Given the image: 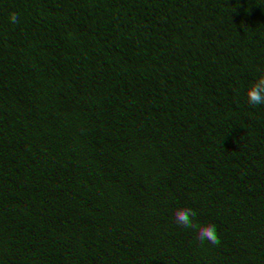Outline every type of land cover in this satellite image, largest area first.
<instances>
[{
    "label": "trees",
    "instance_id": "1",
    "mask_svg": "<svg viewBox=\"0 0 264 264\" xmlns=\"http://www.w3.org/2000/svg\"><path fill=\"white\" fill-rule=\"evenodd\" d=\"M261 75L264 0H0V264H264Z\"/></svg>",
    "mask_w": 264,
    "mask_h": 264
},
{
    "label": "clouds",
    "instance_id": "2",
    "mask_svg": "<svg viewBox=\"0 0 264 264\" xmlns=\"http://www.w3.org/2000/svg\"><path fill=\"white\" fill-rule=\"evenodd\" d=\"M9 20L12 24H18L20 18L17 13L12 12ZM247 98L248 104L251 106L264 105V75H261L249 86ZM196 215V211L191 207L177 208L174 212L175 222L183 228L194 230L199 243L208 242L213 246L219 245L220 238L217 235L216 226L213 223L204 225L197 223L195 220Z\"/></svg>",
    "mask_w": 264,
    "mask_h": 264
}]
</instances>
